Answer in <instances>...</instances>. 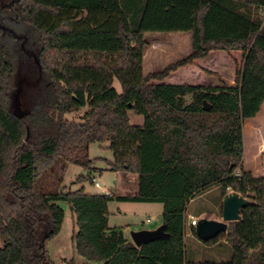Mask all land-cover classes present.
<instances>
[{
	"label": "trees",
	"instance_id": "1",
	"mask_svg": "<svg viewBox=\"0 0 264 264\" xmlns=\"http://www.w3.org/2000/svg\"><path fill=\"white\" fill-rule=\"evenodd\" d=\"M22 30L34 42L36 34L52 96L19 117L14 95L24 80L13 54ZM179 31L192 33L193 51L145 74V34ZM237 49L244 61L231 85L162 82L213 51ZM263 105L264 15L253 0H0V264H57L48 245L65 220L62 202L73 215L74 249L88 262L188 264L187 206L215 187L221 215L230 191L250 203L206 242L229 241L231 258L207 264H264V175L244 167V123ZM130 111L143 125L131 124ZM104 141L108 169L136 174L137 192L61 190L69 164L89 171L78 182H91L90 145ZM115 198L162 203L169 236L137 246L109 224ZM190 233L199 238L195 226Z\"/></svg>",
	"mask_w": 264,
	"mask_h": 264
},
{
	"label": "rangeland",
	"instance_id": "2",
	"mask_svg": "<svg viewBox=\"0 0 264 264\" xmlns=\"http://www.w3.org/2000/svg\"><path fill=\"white\" fill-rule=\"evenodd\" d=\"M253 2L262 8L264 15V0H253ZM17 35L20 36L21 41L13 55L14 61H16V76L24 80V84L18 93L19 105L24 112L39 103L49 101L52 94L47 77L38 66L36 34L35 42L33 35L26 33L25 30L18 32ZM145 38L148 42L143 64L145 74L161 71L193 51L191 32H147ZM243 61L244 53L241 49L230 52L213 51L208 58L198 60L190 66L172 72L162 82L231 85L235 82L237 71L242 66ZM115 87L119 91L121 90L118 80L115 81ZM129 115L131 124L143 125L144 117L142 115H137L132 111L129 112ZM68 117L69 119H79V116L75 114ZM244 135L246 156L244 158L248 168L246 170L252 171L254 175H264V105L258 118L245 121ZM89 154L91 158L96 159L94 166L98 168L92 177L96 176L101 187L94 186L88 179L84 182H78L80 175L88 176L89 171L81 166L69 164L64 174L61 190H76L85 187L89 193H106L109 187L116 186L118 188L117 194L134 192V175L136 174L124 175L108 169L107 160L113 158L109 141L92 143ZM218 192L219 189L216 187L206 191L195 197L187 206L185 253L188 264H207V262H220L231 258V243L229 241H223L212 246L190 233V215L197 219L214 216L221 219L219 205L216 203ZM60 204L65 209L66 216L61 232L49 242L48 249L51 257L57 264H70V259H75L76 264H101L100 262H88L77 254L72 244V236L76 231L73 215L67 203L62 202ZM109 207L111 223L124 226L129 236L131 231L155 229L164 222L163 204L159 202H120L115 198L109 203ZM221 237V239H226L225 236Z\"/></svg>",
	"mask_w": 264,
	"mask_h": 264
},
{
	"label": "water",
	"instance_id": "3",
	"mask_svg": "<svg viewBox=\"0 0 264 264\" xmlns=\"http://www.w3.org/2000/svg\"><path fill=\"white\" fill-rule=\"evenodd\" d=\"M15 113L19 116H23V112L19 105V94L14 98ZM203 107L205 110H210L212 106L204 101ZM250 203V200L244 197L242 194L236 191H230L227 193L223 200V211L221 219L202 217L198 219L195 226L197 235L205 242L216 238L221 233L226 232L228 229V223L230 221H239L241 219V209ZM166 224L163 223L155 229H140L131 231L130 236L132 241L137 246H142L150 241L168 237L169 233L166 232Z\"/></svg>",
	"mask_w": 264,
	"mask_h": 264
},
{
	"label": "crops",
	"instance_id": "4",
	"mask_svg": "<svg viewBox=\"0 0 264 264\" xmlns=\"http://www.w3.org/2000/svg\"><path fill=\"white\" fill-rule=\"evenodd\" d=\"M259 113H260V111H259ZM259 113L257 114V116L255 117V118H253V119H251L250 121H252V120H255L256 118H258V115H259ZM246 121H249V120H246ZM246 157V156H245ZM244 166H245V169L247 168V163H246V160H245V158H244ZM248 169V168H247ZM126 176H129V175H126ZM135 177V189H134V192L133 193H125V194H135L136 192H137V190H138V180H137V175H134ZM114 191L116 194H117V192H118V188L115 186V187H109L108 188V191H106V193H108L109 191ZM109 211H110V207H109ZM191 216H193V215H190V217ZM195 217V216H194ZM212 218H216V219H218V216H214V217H212ZM109 224L111 225V226H117V227H123L124 228V232H125V234L127 235V236H129L128 234H127V232H126V229H125V227L124 226H122V225H114V224H112L111 223V211H110V215H109ZM140 230V229H139ZM74 234V233H73ZM130 237V236H129ZM72 238H73V236H72ZM131 238V237H130ZM222 240H224V239H222ZM72 244H73V241H72ZM213 246H216V245H213ZM209 248H212V247H209Z\"/></svg>",
	"mask_w": 264,
	"mask_h": 264
},
{
	"label": "built area",
	"instance_id": "5",
	"mask_svg": "<svg viewBox=\"0 0 264 264\" xmlns=\"http://www.w3.org/2000/svg\"><path fill=\"white\" fill-rule=\"evenodd\" d=\"M240 174H241V172L238 171V172H237V175H240ZM91 183H92L94 186L98 187V188L101 187V184H100V182L97 180L96 176H93V177L91 178ZM108 193H109V192H108ZM190 218H191V223H190L191 226H196V225H197V221H198V219H197L196 217H194V216H191Z\"/></svg>",
	"mask_w": 264,
	"mask_h": 264
}]
</instances>
